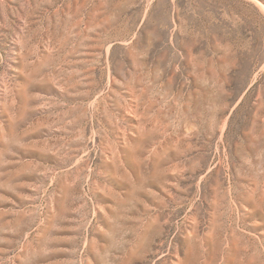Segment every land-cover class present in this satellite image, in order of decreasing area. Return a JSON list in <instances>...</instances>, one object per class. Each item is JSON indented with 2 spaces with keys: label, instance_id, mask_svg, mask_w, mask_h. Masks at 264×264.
<instances>
[{
  "label": "rangeland",
  "instance_id": "374dc122",
  "mask_svg": "<svg viewBox=\"0 0 264 264\" xmlns=\"http://www.w3.org/2000/svg\"><path fill=\"white\" fill-rule=\"evenodd\" d=\"M0 264H264V0H0Z\"/></svg>",
  "mask_w": 264,
  "mask_h": 264
}]
</instances>
